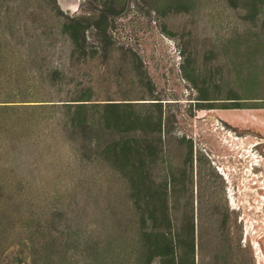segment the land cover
<instances>
[{
	"label": "rangeland",
	"instance_id": "1",
	"mask_svg": "<svg viewBox=\"0 0 264 264\" xmlns=\"http://www.w3.org/2000/svg\"><path fill=\"white\" fill-rule=\"evenodd\" d=\"M0 12L16 22L55 25L48 36L55 48L40 57L66 72L65 85L91 86L93 99L120 102L121 112L130 110L127 102L160 98L163 158L175 176V264H189L191 217L196 264H264V107L197 109L195 103L202 97L230 106L232 97H251L241 104L264 106V0H0ZM102 15L107 38L94 27ZM69 18L88 25L84 50L60 48L67 38L59 24ZM49 132L59 140L53 149L63 154L79 144L55 124ZM112 133L94 139L103 143ZM191 145L192 182L185 185ZM82 152L91 155L87 147ZM72 170L62 180L0 186V225L7 227L0 233V264H22L16 242L24 232L10 214L18 200L42 215L60 206L53 211L57 222L71 219L102 246L111 243L109 261L119 264L126 198L117 174L94 162ZM153 172L160 174V163ZM131 217L136 228V211Z\"/></svg>",
	"mask_w": 264,
	"mask_h": 264
},
{
	"label": "trees",
	"instance_id": "2",
	"mask_svg": "<svg viewBox=\"0 0 264 264\" xmlns=\"http://www.w3.org/2000/svg\"><path fill=\"white\" fill-rule=\"evenodd\" d=\"M4 16L0 12V135L5 141L0 144V186L62 180L71 175L76 165L84 169L92 162L105 164L117 174L126 198L121 209L124 213V219L123 215L120 219L122 235L117 239L119 264L154 261L175 264L177 243L172 236L175 176L163 158L160 98L127 102L125 106L130 110L121 112L120 102L93 99L91 86L65 85L66 72L60 66L46 67L47 57H40L42 51L55 48V42L48 37L55 25L41 27L34 22L4 19ZM107 19L102 15L94 24L98 36H110ZM261 22L264 26V15ZM87 28L82 18L62 21L58 32L67 41L60 48L68 46L72 53L84 50ZM248 98L251 97H232L230 106H216L202 97L195 103L197 109L264 107L241 104L240 100ZM136 106L139 109L135 110ZM52 124L62 132H71L79 144L69 146L67 154L59 152V148L53 149L59 140L49 136ZM105 131L113 132L110 139L103 143L94 139ZM91 132L96 135L90 136ZM86 147L91 151L89 156L82 152ZM157 163L161 164V172L155 175ZM186 164L190 171H184L185 185L192 182V145ZM83 178L77 177L76 181ZM17 202L18 210L10 214H16L13 218L16 217L20 232H24L16 242L18 263L111 264L109 259L115 256L113 245L102 246L71 219H66L65 224L57 222L53 211H59L60 206L54 205L50 208L53 213L42 215L29 211L33 205L26 200ZM135 211L139 220L136 228L131 217ZM6 229L0 225V233ZM186 248L188 263L196 264L193 217L189 220Z\"/></svg>",
	"mask_w": 264,
	"mask_h": 264
}]
</instances>
